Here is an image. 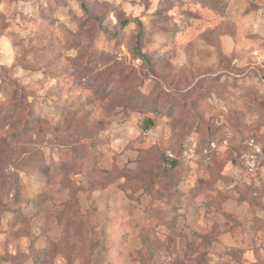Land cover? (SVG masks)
<instances>
[{
	"label": "rangeland",
	"instance_id": "1",
	"mask_svg": "<svg viewBox=\"0 0 264 264\" xmlns=\"http://www.w3.org/2000/svg\"><path fill=\"white\" fill-rule=\"evenodd\" d=\"M1 81L43 130L0 180V264H264V0H0ZM190 140L217 142L172 167Z\"/></svg>",
	"mask_w": 264,
	"mask_h": 264
},
{
	"label": "trees",
	"instance_id": "2",
	"mask_svg": "<svg viewBox=\"0 0 264 264\" xmlns=\"http://www.w3.org/2000/svg\"><path fill=\"white\" fill-rule=\"evenodd\" d=\"M135 22L138 26L141 25V21L138 20L137 18L134 19H123L121 21V26L126 25L128 22ZM146 60L150 61L149 58L146 56L144 57ZM123 70V68L119 67L118 70H112L114 71L113 73L116 72V80L117 82H121L124 80V76H119L120 72ZM111 71V72H112ZM109 72L106 77L110 78L113 73ZM100 73V72H98ZM119 76V77H118ZM101 78H95L96 83L99 85ZM18 84L9 82V81H1L0 82V92L2 93V97L6 96L3 100L2 103H0V180L4 179H10L13 175V172H8L9 166L12 167L15 166V168H20L21 166L26 163L27 160H29V157L31 156L30 154V147H31V137H33L35 134L42 133L41 131L43 130V126H41V121L39 115H35L34 112V107L32 104H30L28 101H24L21 99V96L24 95V92L19 91ZM99 91V90H98ZM18 92L20 93L18 94ZM41 113V112H40ZM74 116V113L69 114V120H67V125L68 128L73 127L76 123L75 120L72 119ZM84 117L89 116V112L83 115ZM151 121L150 119H148ZM69 131V132H68ZM91 131H82V132H75V131H70L66 130L65 134V140L64 144L65 147L64 149L68 150H73L76 147V141L80 140H86V136L90 133ZM21 136V137H20ZM12 141H14V146L12 144ZM226 141V140H224ZM192 142L187 141L185 144L181 146L179 153L177 155H170L171 158V166H175L177 161L182 163L183 165L185 164L183 162V155L182 151L185 147L186 144ZM214 142L216 145L215 140H210L208 141L204 149L201 148L197 153V161L201 160L202 158L208 157L211 152L214 150L210 146V144ZM227 143V141H226ZM12 144V145H11ZM197 144V143H196ZM11 145V146H10ZM261 147V155H262V146ZM244 150V149H243ZM243 150H240L236 153L235 158L237 161H239V155L242 152H245ZM261 158V157H260ZM259 158L258 164L254 171L250 173L249 175H256L257 174V169L260 165L261 159ZM36 163V162H35ZM82 163V162H81ZM85 165L82 164V166H85V170L83 169H75L73 172L74 174L78 175L81 173H84L87 171V167L89 163L87 161H84ZM31 164V163H30ZM37 164V163H36ZM74 161L71 162L72 166H68L70 169H74L76 165H73ZM244 170V169H243ZM245 171V170H244ZM246 172V171H245ZM63 174V173H61ZM63 176V175H62ZM10 186V185H9ZM13 190V187H12ZM20 193L18 194L17 192L12 194L11 197L8 198L9 201H11L13 204L14 202L18 203L20 200L19 198ZM8 206H10L11 203H6ZM7 209V208H6ZM97 244V243H95ZM211 245V244H210ZM208 245L207 248H210L212 246ZM45 248L40 249L38 258L35 259V264H46V259L47 255L45 254ZM154 249H151L149 251V256L148 259H152L154 253ZM209 253L213 256L216 254L215 251H209ZM141 263V262H140ZM66 264H71V259L69 256L67 257V263ZM97 264V263H95ZM99 264V263H98Z\"/></svg>",
	"mask_w": 264,
	"mask_h": 264
},
{
	"label": "built area",
	"instance_id": "3",
	"mask_svg": "<svg viewBox=\"0 0 264 264\" xmlns=\"http://www.w3.org/2000/svg\"><path fill=\"white\" fill-rule=\"evenodd\" d=\"M246 145L249 147V151L242 152L239 155V162L243 166V169L246 171V173L250 174L254 171L258 164L259 158L261 156V147L254 138H248L246 140ZM210 146L214 148L216 145L214 142H212ZM182 155L183 158L187 160V162L194 161L197 158L195 144L192 142L186 144L182 151Z\"/></svg>",
	"mask_w": 264,
	"mask_h": 264
}]
</instances>
